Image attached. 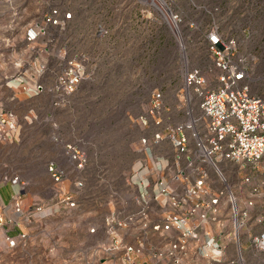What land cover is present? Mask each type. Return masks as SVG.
Wrapping results in <instances>:
<instances>
[{"label": "built area", "instance_id": "obj_1", "mask_svg": "<svg viewBox=\"0 0 264 264\" xmlns=\"http://www.w3.org/2000/svg\"><path fill=\"white\" fill-rule=\"evenodd\" d=\"M87 1L55 0L26 25L23 40L31 54L0 84V151L19 144L24 127L34 124L35 117L21 118L17 112L38 109L41 99H47L52 109L64 107L103 68L126 58L139 41L142 21L151 29L162 25L182 48L183 19L176 0H104L107 3L96 6ZM189 1L209 15L203 34L219 73L216 85L209 87L200 68L185 66L175 95L178 120L172 119L163 93L152 91L139 122L148 134L140 146L153 166L141 172L133 208L111 210L103 218L104 239L84 246L79 264H192L191 260L264 264V215L256 217L252 226L247 208L252 206L251 196H259L258 188L264 185V96H253L249 89L255 59L243 42L220 28L215 18L218 8L197 7ZM52 127L50 141L61 149L70 168L46 161L49 204L25 207L28 182L7 165L0 167V183L18 187L12 203L0 207V227L10 222L4 214L7 209L17 216L12 221L15 227L26 229L56 212L78 207L83 186L79 174L88 157L77 142H62L57 126ZM227 168H236L241 184L248 186L243 205L227 184ZM224 211L228 233L215 234L212 224L221 227L219 216ZM256 226L259 230L251 233ZM98 229L93 226L88 233L96 236ZM124 230L133 232L136 245L124 240ZM149 232L171 238L144 254L143 237ZM24 238L21 233L19 239ZM5 241L15 246V239L6 236Z\"/></svg>", "mask_w": 264, "mask_h": 264}, {"label": "rangeland", "instance_id": "obj_2", "mask_svg": "<svg viewBox=\"0 0 264 264\" xmlns=\"http://www.w3.org/2000/svg\"><path fill=\"white\" fill-rule=\"evenodd\" d=\"M192 1L197 7L218 8L215 18L220 28L243 42L255 59L249 81L251 94L264 96V0ZM54 2L0 0V84L14 75L16 64L24 63L31 54L23 40L26 25L41 17ZM87 2L93 6L107 3ZM177 4L183 19L182 48L162 25L151 29L142 21L139 41L127 51L122 62L103 68L98 78L83 84L64 107L52 109L47 99H41L39 108L28 112L30 117H35L34 124L24 127L22 138L15 146L19 153L7 163L19 172L22 180L46 188V161L53 160L61 167L70 168L61 149L50 141L53 124L62 142H77L88 157L85 170L79 174L83 186L78 207L60 221L54 219L46 225L54 235V246L69 243L73 223L72 239L78 248L93 245L101 240V235L88 236L92 225L100 229L109 210L133 208L137 185L143 178L141 172L153 166L140 146V140L148 134L139 122L152 91L163 93L172 119L178 120L181 115L175 109V95L181 84L180 71L185 66L200 68L209 87L216 85L219 73L212 66L203 34L210 23L209 15L194 8L189 0H176ZM190 24L195 29H190ZM21 112L17 113L21 115ZM225 175L228 186L235 189V196L243 205L248 186L241 184L236 168H227ZM74 177L71 173L70 183ZM43 194L49 196L47 190Z\"/></svg>", "mask_w": 264, "mask_h": 264}, {"label": "crops", "instance_id": "obj_3", "mask_svg": "<svg viewBox=\"0 0 264 264\" xmlns=\"http://www.w3.org/2000/svg\"><path fill=\"white\" fill-rule=\"evenodd\" d=\"M27 114V110H22L21 115L19 116L23 118L26 117ZM30 134L33 135L34 132L32 131ZM17 145L18 144L12 145L7 149H2L0 151V167L6 166L7 163L12 159V157L19 153V151L16 149L17 147H15ZM44 188L45 185L43 184L29 185L25 194L23 195V205L25 207H29L33 204H49L52 193L46 185L45 189L49 192V196L45 197L43 191L46 190H44ZM17 191V186H12L8 183H0V207L10 205ZM258 191L260 192L259 196L256 197L252 195V206L247 207L249 216H251L252 226L255 225L254 219L256 217L264 215V185L260 186L258 188ZM75 210L76 209L56 212L52 217L35 221L32 223V225L28 226V228L22 229L15 227L12 221H15L17 216L7 209L4 214L10 222H7L0 227V264H79V253L84 246L78 248L76 240L72 239L73 236L75 237V234L73 235L72 232V230H74V223L73 225H71L69 243L60 242L58 246H54V244L52 243V240H54L53 233L49 232L46 229V225L47 223H49V221H52L54 219H58V221H60V219L65 218L68 214L74 212ZM110 211L111 210H109V212ZM219 219L221 227L219 226V224H212L214 229L213 233H228V213L224 211L220 214ZM93 226L94 225H92V227ZM98 230L99 231L96 236L101 235L100 238L103 240L104 237H102L101 228ZM258 230L259 228L256 226L255 229L251 231V233ZM21 233L25 235V238L23 240L19 239V235ZM87 234L89 237L91 236L89 233ZM148 234L149 235L143 237L144 254H147L150 249L162 246L165 239L171 238L170 235H167L164 239L150 232ZM6 236L16 240L15 246L10 247L8 245V243L5 241ZM96 236L92 235L91 237L96 238ZM123 237L128 244L136 245L137 239L133 237L132 231L124 230ZM192 249L193 247L190 246L191 256L193 253ZM191 263L194 264L195 261L191 260ZM253 264L256 263L253 262Z\"/></svg>", "mask_w": 264, "mask_h": 264}]
</instances>
